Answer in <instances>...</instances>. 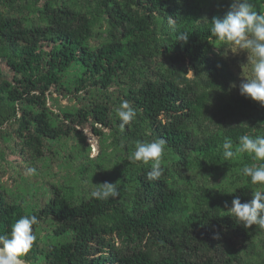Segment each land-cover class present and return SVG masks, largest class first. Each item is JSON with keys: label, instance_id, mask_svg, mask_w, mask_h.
<instances>
[{"label": "trees", "instance_id": "16d2710c", "mask_svg": "<svg viewBox=\"0 0 264 264\" xmlns=\"http://www.w3.org/2000/svg\"><path fill=\"white\" fill-rule=\"evenodd\" d=\"M144 1L145 10L166 23L165 35L156 42L152 41L153 53L160 52L170 63L186 66L194 79L177 81L175 76H164L147 65L151 74L138 75L131 80L123 98L136 110L135 118L144 123L150 140L166 141L164 150L173 155L177 167H188L195 156L209 159L218 167L227 164L228 160L223 157L224 137L197 142L184 129L201 101L197 87L212 80L221 71L219 63L210 56L209 41L217 40L211 34L212 25H196L188 20L193 11L190 10L191 0L184 3L181 0ZM104 6L111 40L95 49L88 46L91 37L89 19L66 7L44 6L43 27L25 26L18 19L0 17V42L11 58L18 61L14 65L15 71L25 73L35 63L38 67L40 62H44L43 72L25 80L21 92L16 89L8 92L11 101V105H7L9 117L18 122L29 142L41 145L44 139L56 136L55 129L42 114L22 106L38 101L39 97L30 96V93L38 92L43 96L51 86L59 85L63 74L75 64L84 69L87 81L107 86L119 73L133 72L132 59L155 35L154 29L149 32L148 28L127 24L113 5ZM223 15L217 17L222 18ZM181 34L187 35L186 41L179 40ZM44 41L52 45L47 55L40 50V43ZM249 102V98H242L244 106H249ZM15 103L21 105L19 109ZM17 112L21 114L18 119ZM93 113L97 123L108 122L104 115L98 114L100 111L93 110ZM228 138L233 141L235 136ZM150 170V167L141 168L130 176L133 183L130 202L125 187H117L119 195L106 200L90 196L79 201H66L57 193L46 204L44 211L46 215L54 216L61 224V231H67L70 237L58 245L43 248L35 240L31 250L22 257L24 263L231 264L230 260L235 261V258L227 256V233L245 237V231L237 224L236 218L196 203L193 208H187L182 202L184 195L171 187L166 171L163 170L158 180L150 181L146 177ZM245 180V185L223 198L232 200L239 197L241 200L251 183L250 178ZM24 215L35 214L26 213L21 204L9 201L0 190V235L10 234L12 225ZM36 227L37 224L33 226V231ZM149 246L167 252L150 258L145 252Z\"/></svg>", "mask_w": 264, "mask_h": 264}, {"label": "rangeland", "instance_id": "374dc122", "mask_svg": "<svg viewBox=\"0 0 264 264\" xmlns=\"http://www.w3.org/2000/svg\"><path fill=\"white\" fill-rule=\"evenodd\" d=\"M184 2L181 0V3ZM251 2L255 10L264 15V0ZM231 3L232 0H191L190 10L193 11L188 20L196 25H209L212 18L223 15ZM104 4L113 5L127 24L148 28L149 32L154 29L155 35L132 59L133 72L119 73L107 86L87 81L84 69L75 64L63 74L60 84L51 86L43 96L38 92L30 93V96L39 97L38 101L22 106L42 114L56 131L54 139H44L41 145L29 142L18 122L9 117L7 105H11L8 97L10 89L21 92L25 80L43 72L44 62H40L38 67L35 63L25 73L15 71L14 65L18 61L11 58L0 42V121L3 120L0 124V190L9 201L21 204L26 213L39 217L34 234L37 245L42 248L58 245L70 237L67 231H61V224L56 218L44 211L46 204L57 193L62 200L79 201L90 197L98 184L107 181L116 183L117 187H125L130 202L133 187L130 176L141 168H151V163L143 164L130 159L137 141H152L144 123L135 118L121 129V121L116 116V109L125 101L123 94L131 85V80L138 75L149 76L151 72L147 70V65L164 76H175L177 81L194 79L186 66L170 63L160 52L153 53L152 41L156 42L165 35L166 23L145 10L144 0H0V17L18 19L25 26L43 27L44 6L66 7L89 19L91 37L88 46L95 49L111 40ZM40 46L45 55L52 49V45L45 41ZM209 49L210 56L219 63L221 71L212 80L197 87L201 101L184 129L197 142L235 136L234 145L238 144L242 135H264V107L250 98L249 106H244L241 102L245 96L239 94L240 83L252 76L251 53L218 40H210ZM15 106L19 109L21 105L15 103ZM93 110L100 111L98 114L104 115L108 122L97 123ZM20 115L17 112L16 118ZM257 163L260 162L254 161L251 154L245 152L219 167L209 159L195 156L188 167L179 168L173 155L164 150L161 166L168 174L171 187L184 195L182 202L187 208H193L196 203L225 215L231 214L225 204L230 207L232 200L223 196L245 185L242 168ZM29 168H36L37 173L29 175ZM257 190L264 191V186L250 183L241 203L249 201ZM235 220L245 231V237L227 233V256L236 259L230 260V263L264 264V228L259 225L245 228ZM102 221L107 222V219ZM145 252L150 258H157L167 251L149 246Z\"/></svg>", "mask_w": 264, "mask_h": 264}, {"label": "clouds", "instance_id": "9594fccd", "mask_svg": "<svg viewBox=\"0 0 264 264\" xmlns=\"http://www.w3.org/2000/svg\"><path fill=\"white\" fill-rule=\"evenodd\" d=\"M211 25V34L219 42L230 43L239 50L251 53L252 76L240 83L239 94L264 107V15L255 10L251 0H232L229 10L222 18L213 17ZM179 40L186 41L187 35L181 34ZM136 114L130 102L122 101L116 109V116L121 121L120 128L123 129L132 122ZM165 144L164 139L137 141L135 144L130 159L143 164L151 163V170L146 173L150 181L158 180L163 174L161 165ZM222 148L225 160L234 159L247 152L254 161L260 162L246 165L241 171L245 177L250 178L253 185L264 186V135H242L235 145L230 138H225ZM27 172L29 175H35L37 169L29 168ZM98 185L99 187L90 193L92 198L106 200L119 195L116 183L105 181ZM225 207L245 228L253 225L264 228V191H255L252 198L244 203H241L239 197H235L231 206L226 203ZM37 223L35 215H24L12 225L10 234L0 235V264H24L22 257L31 250L36 240L33 226Z\"/></svg>", "mask_w": 264, "mask_h": 264}, {"label": "water", "instance_id": "95a60500", "mask_svg": "<svg viewBox=\"0 0 264 264\" xmlns=\"http://www.w3.org/2000/svg\"><path fill=\"white\" fill-rule=\"evenodd\" d=\"M25 264V263H24Z\"/></svg>", "mask_w": 264, "mask_h": 264}]
</instances>
